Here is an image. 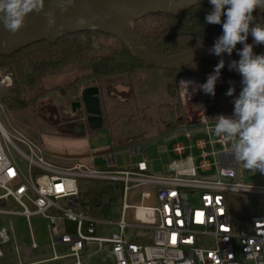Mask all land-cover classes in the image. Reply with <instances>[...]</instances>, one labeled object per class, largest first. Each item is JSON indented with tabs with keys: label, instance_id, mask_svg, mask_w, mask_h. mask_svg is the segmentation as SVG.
Wrapping results in <instances>:
<instances>
[{
	"label": "built area",
	"instance_id": "built-area-1",
	"mask_svg": "<svg viewBox=\"0 0 264 264\" xmlns=\"http://www.w3.org/2000/svg\"><path fill=\"white\" fill-rule=\"evenodd\" d=\"M181 81L192 80L179 81L182 101H190L197 90L182 86ZM12 84V75L0 68V90ZM0 109L7 118V127L0 120V215H21L30 227L33 216L48 220L51 247L55 252L64 246L68 254L55 253L45 261L73 258L67 264H85L108 245L114 264H264V216L236 214L229 202L230 195L264 197V185L244 182L230 153L232 142L214 134L215 123L205 113L194 112L186 126L160 138L165 141L183 136L192 144L175 143L168 172L155 175L146 161L116 170L112 146L93 149L89 156L94 161L103 154L107 169L84 162L73 167L56 165L47 159L43 145L14 125L1 97ZM127 148L131 155L141 151L139 144ZM193 149L199 161L187 154ZM20 159L27 164L26 171ZM80 179L110 183L122 190L120 221L93 216L102 208L94 209L81 201ZM144 187L151 190L143 191L140 201L129 204V192ZM13 204L20 210L10 208ZM140 209H145V215L138 218ZM112 225H117L120 233L104 235L106 226ZM134 229L146 231L147 239L128 238L126 232ZM10 242L6 229H0V257L4 255L2 246ZM32 247L38 248L37 243ZM14 249L19 255L21 247L15 244ZM91 250L93 254L83 258L82 252Z\"/></svg>",
	"mask_w": 264,
	"mask_h": 264
},
{
	"label": "trees",
	"instance_id": "trees-1",
	"mask_svg": "<svg viewBox=\"0 0 264 264\" xmlns=\"http://www.w3.org/2000/svg\"><path fill=\"white\" fill-rule=\"evenodd\" d=\"M211 11L212 5L207 3L195 5L182 14L154 13L139 18L134 28L154 53L161 57H171L214 45L222 35V25L206 23L205 16ZM253 16L256 23H264V16L255 12ZM247 43L254 44L251 35ZM242 47V44H237L232 53L238 60L240 57L237 53ZM253 51L255 54H264V44H254ZM217 64L214 60H202L181 70H168L141 61L124 41L112 34L87 31L65 36L54 44L39 42L11 56H0V68H5L13 79L11 87L1 89L0 97L14 125L37 142L42 143L46 136L83 137L85 134L77 133L75 125H69L67 120H55L47 124L45 118L36 114L38 111H52L58 115L60 110L57 106L47 108L45 103H40L53 91L46 89L43 82L70 67L74 79L63 86L64 94L79 97L81 83L92 81L100 89L105 128L110 131L111 136L110 145L113 148L128 147L177 126V122L167 123L162 119L159 107L173 103L174 108L168 115L179 117L182 114L178 86L181 73L188 72L198 80H207ZM119 82H127L129 90H119L113 86ZM217 83L227 88L234 85L236 91L233 100L242 87L241 80L226 67L221 70ZM105 91L113 107L105 102ZM202 95L207 100L206 115L210 122L215 123L212 118L217 115L233 114V103L227 112L225 105L220 104L223 95L212 97L204 92ZM70 103L71 101L67 102L65 106ZM78 115L81 117V112ZM77 119L79 118L73 121L76 122ZM103 183L100 189L102 199L84 204L91 205L94 209L100 207L102 214L108 215L111 192L115 187L113 184ZM104 196L106 200L103 199Z\"/></svg>",
	"mask_w": 264,
	"mask_h": 264
},
{
	"label": "rangeland",
	"instance_id": "rangeland-1",
	"mask_svg": "<svg viewBox=\"0 0 264 264\" xmlns=\"http://www.w3.org/2000/svg\"><path fill=\"white\" fill-rule=\"evenodd\" d=\"M135 24V23H134ZM6 70L5 68H1ZM71 68L67 67L63 70L61 74L51 76L44 80L43 86L46 89L53 90L51 93L47 94L40 103H45L44 106H48L47 108H54L57 106V108L60 110L58 112V115L56 116L55 113H52V109H50L49 113L48 111H38L36 114L40 115L41 117L45 118L46 123L53 122L55 120H67L69 125L74 124L76 128L77 133L82 134H88V141H83L79 143L73 144V147L76 148L77 152L84 151L88 152L89 150L93 148H102L107 145H110L111 143V136L110 131L105 128V121H104V128L96 130L94 128H91L88 124V116L89 113L87 112L84 104H82V99L79 97H72L71 95H65L64 94V88L63 86L67 83H70L74 77L73 73L71 72ZM181 79L186 80H192L195 81L196 84H203L206 83L207 80H198L195 76H192L190 73L182 72L181 76L178 80V86L179 81ZM86 81L82 82L81 85H85ZM91 87H94L95 85L93 83H90ZM220 84V83H219ZM89 84H87L88 86ZM222 85V84H221ZM113 86L117 87L119 90H129V84L127 82H119L117 84H114ZM225 86V85H223ZM96 87V86H95ZM195 87V86H194ZM88 88V87H87ZM99 90V98H100V108L102 111V98L100 96V89L97 86ZM180 88V87H179ZM226 88V92L229 88ZM80 91V90H79ZM196 91V90H195ZM202 90H197L196 95H193L190 101L184 102L182 101L181 97V88H180V101L182 106V114L178 116L171 117L168 115L169 112H171L174 108L173 103H168L164 106H160V115L164 121L169 123L170 121L177 122V126L173 127L172 129H169L167 131H163L161 133H158L156 135L150 136L144 141H141L139 144L141 146V151L139 154L131 155L129 149L127 147H119L114 148L113 153L115 154L117 167L116 170H123L128 169L132 165H136L140 161L145 160L148 165L150 171L155 175H162L166 174L167 171V162L171 160L170 154H169V148L171 147L172 143L177 142H183L186 141V139H175L173 137L163 140L160 139L163 137V135H166L172 130L182 128L186 126L187 120L191 117V114L194 112L200 113L203 112L206 114V105L207 102L206 98L202 95ZM4 92L2 91V94ZM1 95V90H0ZM210 95V94H209ZM212 96V95H211ZM216 97V96H212ZM211 97V98H212ZM223 101H220V104L225 105L226 112L232 107L233 103V96H228L223 94ZM69 106H65L67 102H70ZM105 102L109 106L113 107V104L106 96L105 91ZM79 112H81V117L78 115ZM9 114V113H8ZM10 116V114H9ZM103 117V113H102ZM11 118V116H10ZM76 122L73 121V119H76ZM104 119V118H103ZM0 120L2 123L7 127V118L3 115L2 110L0 109ZM12 120V118H11ZM41 121V120H40ZM13 122V121H12ZM18 129L23 132L26 136L31 138L33 141L37 142L32 138L30 135H28L25 131L21 130L19 127ZM96 130V131H95ZM53 137V136H52ZM55 137V136H54ZM59 138V137H56ZM62 138V137H61ZM55 139V138H54ZM53 140V139H52ZM51 139L46 140V146L45 149L47 151H71L68 150V148H62ZM153 140H157L156 143H152ZM39 144L43 145V142ZM69 146V145H68ZM66 145V147H68ZM75 151V150H72ZM49 156V154H48ZM78 158H84L82 156L77 157ZM76 161V160H75ZM20 164L24 168V170H27V164L24 160L20 159ZM95 165L96 167L100 169H107L108 163L102 160V156L98 155L95 158ZM240 170L244 171V167L242 164L239 165ZM243 176V173H242ZM244 182L251 184V185H264V179L263 175L259 173L254 172H244ZM103 182H97L90 179H80L79 180V188H80V199L83 203H91L93 201H96L100 198L99 192L100 189H102ZM145 190H151L149 187L134 189L129 192L128 195V203L133 204L140 201V195ZM111 208L110 213L108 215H103L102 212H94L93 216L99 219H106L109 221H113L114 223L120 221L122 218V206H123V196H122V190H119V188L115 187V190L111 192ZM104 200H106V196L103 197ZM229 202L234 207L237 212H239L241 215H244V212H246L248 215L250 212H252L255 215H264V197H254L249 195H230L229 196ZM10 208H12L15 211L20 210V208L13 204ZM142 211L139 210L136 213V216L138 218H141ZM31 227L29 226V221L21 216V215H0V229L4 228L6 229L8 235L12 238V242L4 244L2 246V251L4 252V255L0 257V264H19L22 262L23 264H35L41 261L39 264H67L74 261L73 258H67L60 261H45L52 258L55 253L59 256H63L68 254V250L64 246H58L54 252V249L50 245V239H49V229H48V220L43 218L42 216H33L30 218ZM14 231V234L12 230ZM111 233H120V229L117 225L112 226H106L104 235H110ZM127 233L128 238H133L136 236H141L142 239H147L146 231L143 230H129ZM103 235V233H101ZM14 236V238H13ZM33 242L37 243L38 248L34 249L32 247ZM15 244L21 247V252L18 255L14 249ZM94 250H91L90 252H82L83 258H87L89 254H93ZM85 264H114V258L112 256V250L111 247L106 245L102 252L94 254L92 257L85 260Z\"/></svg>",
	"mask_w": 264,
	"mask_h": 264
},
{
	"label": "clouds",
	"instance_id": "clouds-1",
	"mask_svg": "<svg viewBox=\"0 0 264 264\" xmlns=\"http://www.w3.org/2000/svg\"><path fill=\"white\" fill-rule=\"evenodd\" d=\"M212 11L205 16L208 24H221L222 35L212 48L211 54L231 55L237 44L239 60L229 63V70H236L242 77L241 91L233 100L231 116L223 114L212 118L213 131L217 137L232 142L230 153L235 162L251 172L264 175V54H255L254 44H264V23H256L253 16L257 8H264V0H209ZM45 10V0H0V24L8 32L15 34L25 25L29 14ZM51 20L52 13H46ZM223 18V19H222ZM249 35L254 44L247 43ZM225 61L221 59L209 74L206 83L181 81L180 84L195 86L205 94L215 96L216 83L221 76ZM235 87H229L226 95L233 96Z\"/></svg>",
	"mask_w": 264,
	"mask_h": 264
},
{
	"label": "water",
	"instance_id": "water-1",
	"mask_svg": "<svg viewBox=\"0 0 264 264\" xmlns=\"http://www.w3.org/2000/svg\"><path fill=\"white\" fill-rule=\"evenodd\" d=\"M207 3H210L209 0H195L186 5H180L179 0H170V3L167 0H45V10L41 13L29 14L24 27L19 32L12 34L0 24V56H11L17 51L39 42L54 44L68 35L101 31L120 38L141 61L149 65L176 71L202 60L219 62L223 59L225 67L229 70V63L238 59L227 53L222 56L211 54L209 49L212 47L192 49L171 57H161L154 53L138 36L134 24L132 27H128L111 13L113 8L151 4L156 8L145 11L139 18L154 13L176 15L186 12L195 5ZM47 12L52 13L51 20L47 18ZM254 12L264 16V8H257ZM229 71L242 80L236 70ZM92 89L83 91L80 97L81 103L89 113L87 119L89 126L98 130L102 127L104 119L98 97L99 90L94 87L95 91L90 92ZM225 89V86L216 83L215 96H222Z\"/></svg>",
	"mask_w": 264,
	"mask_h": 264
},
{
	"label": "crops",
	"instance_id": "crops-1",
	"mask_svg": "<svg viewBox=\"0 0 264 264\" xmlns=\"http://www.w3.org/2000/svg\"><path fill=\"white\" fill-rule=\"evenodd\" d=\"M90 83H93L92 81H86L85 83H83V84H85V85H80L79 86V90H80V94L79 95H81V93L83 92V91H85V90H87V89H91V88H93L92 90H90V92L91 91H95L94 90V87H91V86H93V85H91ZM87 84H89L88 86H87ZM88 87V88H87ZM226 93V89H225V92H224V94ZM95 95V94H94ZM81 98V97H80ZM100 129H105L104 128V123H103V125H102V127L100 128ZM100 129H98V130H100ZM96 131V130H95ZM88 134L89 133H87L85 136H83V137H79V138H61V137H59V138H56V137H52V136H46V137H44V141H43V146H44V148H45V146H46V140H48V139H53L52 141H54V143H56L57 145H59L60 147H62V148H68V150H71V151H58V150H53V151H47V149H45V151H46V155H47V159L49 160V161H51L52 163H54V164H56V165H59V166H64V167H73V166H75L76 164H78L79 162H84V163H88V164H90V165H94V166H96L95 165V160L93 161V160H91L90 159V153H91V150H93V149H100V148H93V149H90L89 150V154H88V152L86 151V152H84V151H79V152H77V150H76V148L75 147H73V144H75V143H79V142H83V141H88ZM199 137H202V136H198L197 137V135H196V138H199ZM55 138V139H54ZM186 139L185 137H179L178 139L179 140H181V139ZM182 143H184L186 146H189L190 144H192V142L191 141H189L188 139H186V141H183ZM175 144V142L174 143H172V145H171V147L169 148V154H170V158H171V160H172V158H174V156H173V153H172V146ZM66 145L68 146V147H66ZM107 146H111V145H107ZM107 146H105V147H107ZM105 147H102V148H105ZM72 150H75V151H72ZM193 154L195 157H197V161H199L200 159H199V157H198V152L195 150V149H193V150H189L188 152H187V154ZM48 154H49V156H48ZM98 155H101L102 156V160H104L103 159V154H98ZM97 155V156H98ZM80 156H82V157H84V158H78V159H76L77 157H80ZM76 160V161H75ZM170 160V161H171ZM143 161H145V160H143ZM170 161H168L167 162V171H168V166H169V163H170ZM140 162H142V161H140ZM138 164V163H137ZM147 165H148V163H147ZM132 166H135V165H132ZM148 168H149V165H148ZM238 168H239V171H240V173H241V175H242V173H243V178H244V172H250L249 170H247V169H244V171L243 170H240V166L238 165ZM149 171H150V169H149ZM151 172V171H150ZM152 173V172H151ZM263 179H264V175H263ZM81 193V192H80ZM99 195H100V198H101V191L99 192ZM99 200V199H98ZM230 207H231V209H232V211L233 212H235L236 214H240L239 212H237V210H235L234 209V207L232 208V206H231V204H230ZM141 211H142V215H141V217H143L145 214H144V212H145V209H140ZM94 212H98V211H94ZM100 212V211H99ZM102 212V211H101ZM241 215V214H240ZM242 216H245V217H249V216H264V215H255V214H253L252 212H250L249 213V215L246 213V212H244V215L242 214Z\"/></svg>",
	"mask_w": 264,
	"mask_h": 264
},
{
	"label": "bare ground",
	"instance_id": "bare-ground-1",
	"mask_svg": "<svg viewBox=\"0 0 264 264\" xmlns=\"http://www.w3.org/2000/svg\"><path fill=\"white\" fill-rule=\"evenodd\" d=\"M195 0H179L180 5H186L194 2ZM170 3V0H167ZM156 7L151 4H137L124 8L111 9L112 15L121 20L128 27H132L137 19L147 10L155 9Z\"/></svg>",
	"mask_w": 264,
	"mask_h": 264
}]
</instances>
